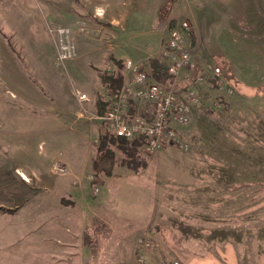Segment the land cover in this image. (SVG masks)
<instances>
[{"label":"rangeland","instance_id":"rangeland-1","mask_svg":"<svg viewBox=\"0 0 264 264\" xmlns=\"http://www.w3.org/2000/svg\"><path fill=\"white\" fill-rule=\"evenodd\" d=\"M132 3L136 18L122 28L118 17L99 21L74 0H0V181L14 164H52L62 208L48 215L62 218L69 244L79 246L82 232L96 240L89 264H264V0ZM184 21L196 69L176 87H192L198 104L176 127L179 143L153 153L136 147L133 167L110 145L111 175H94L107 132L97 103L109 101L97 79L116 71L107 53L147 48ZM60 29L75 45L63 61ZM152 59L137 64L149 71Z\"/></svg>","mask_w":264,"mask_h":264},{"label":"crops","instance_id":"crops-1","mask_svg":"<svg viewBox=\"0 0 264 264\" xmlns=\"http://www.w3.org/2000/svg\"><path fill=\"white\" fill-rule=\"evenodd\" d=\"M74 1L80 3L93 17H102L97 18L100 19L99 21H107L111 25L114 23V17L119 18L118 21L120 20L122 28L130 22L131 17L136 18L134 14L137 7L133 5L132 0L128 2L126 0ZM158 12H160L159 7L155 23L158 19ZM167 16L168 19H171L175 18L177 14L172 9ZM161 39L166 40L167 37L156 33L154 43L148 45L147 48L143 47L141 43L140 46L129 48L125 52L114 46L107 53L106 58L113 57L116 60L124 59V61L126 59L134 63H140L144 59L146 61L151 58L162 60L163 41ZM125 72L124 84L129 79V73ZM99 83L100 79H97L98 86ZM13 159L15 160V156ZM41 168L42 166L34 168L29 166L20 169L19 165L16 167L14 164L13 171L9 169L7 172L11 178H8L5 184L0 181V190L7 193L0 196V264H11L13 257L16 258L15 264H89L88 248L83 244V232L78 236L79 246L69 244L68 237L70 235L64 238L61 232L62 218H57L56 212L53 213L55 216L48 215L49 210L52 209H58L61 214V196H58L56 190L58 177L61 175L53 173L52 164L44 166L42 171ZM0 176H3L1 172ZM48 193L50 194L49 201ZM102 194H104V190H102ZM51 223L59 226L58 234L57 228L54 229V233L48 232L47 225ZM85 227L86 225L83 230ZM126 236V231H123L121 239L124 240ZM64 247L69 250L67 259H73L76 253V263L72 259L68 260H72L71 262H64Z\"/></svg>","mask_w":264,"mask_h":264},{"label":"built area","instance_id":"built-area-1","mask_svg":"<svg viewBox=\"0 0 264 264\" xmlns=\"http://www.w3.org/2000/svg\"><path fill=\"white\" fill-rule=\"evenodd\" d=\"M177 2L182 0H175ZM189 25L186 21L169 31L162 46V60L175 81L163 85L151 78L141 64L125 60L124 70L129 79L114 99L107 101L106 110L99 116L105 130L115 137L133 140L139 137L140 146L153 153L164 146L179 143L176 127L187 125L192 109L198 104L196 92L191 87L179 90L177 79L191 77L196 69L190 49L185 45ZM58 60L75 55V45L67 29L58 30ZM216 72H219L216 69ZM201 80V77H198ZM80 99H86L81 95Z\"/></svg>","mask_w":264,"mask_h":264},{"label":"trees","instance_id":"trees-1","mask_svg":"<svg viewBox=\"0 0 264 264\" xmlns=\"http://www.w3.org/2000/svg\"><path fill=\"white\" fill-rule=\"evenodd\" d=\"M109 60L116 67V71L112 73L103 72L99 75L100 84L105 88L107 97L114 99L118 96L122 86L124 85V75L122 70L124 69L123 62L116 60L113 57H109ZM149 73L152 79L163 85L172 84L175 79L168 73L166 65L158 59H152L149 61ZM107 102L99 100L97 103V115L102 116L106 110ZM140 138L135 137L129 141L122 137H115L113 134L106 132L104 135H100L98 138L96 153L91 161V167L94 175L103 174L110 176L115 165V155L109 146H115L123 155L122 164L127 167H133L131 162L136 151V147L140 146ZM101 227L105 228L104 225ZM87 231V230H86ZM84 243L86 244L91 260H96L99 253L98 243L89 236L87 232H84Z\"/></svg>","mask_w":264,"mask_h":264}]
</instances>
